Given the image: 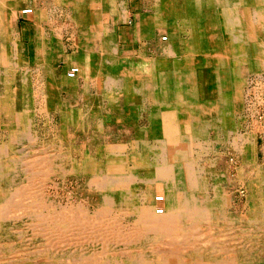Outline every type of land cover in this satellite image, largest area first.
Listing matches in <instances>:
<instances>
[{"label": "bare ground", "instance_id": "obj_1", "mask_svg": "<svg viewBox=\"0 0 264 264\" xmlns=\"http://www.w3.org/2000/svg\"><path fill=\"white\" fill-rule=\"evenodd\" d=\"M46 1L39 10L35 0H0V129L16 137L0 142V256L264 264V0H144L151 13L136 17L138 65L120 57L116 40L128 0ZM50 4L70 11L72 24L57 27ZM24 10L38 19L32 69L18 65V35L6 20ZM61 54L79 67L75 79L54 67ZM79 57L90 60L83 81ZM51 116L49 140L38 141L34 122ZM114 122L122 131L110 139ZM206 143L218 165L229 161L212 184L195 172ZM21 145L35 154L16 160L27 152ZM67 175L86 180L96 200L55 207L44 185ZM235 188L246 219L229 208ZM215 232L228 234H207Z\"/></svg>", "mask_w": 264, "mask_h": 264}, {"label": "rangeland", "instance_id": "obj_2", "mask_svg": "<svg viewBox=\"0 0 264 264\" xmlns=\"http://www.w3.org/2000/svg\"><path fill=\"white\" fill-rule=\"evenodd\" d=\"M100 1L101 0H97V5L101 4ZM154 1H156V0H153V2ZM127 2H129L128 3V10H129L128 11V15H129L130 10H131V5L137 6L138 10L144 9L143 8L144 0H128ZM25 11H27V10L20 11L18 13L19 16L20 15L22 16V17L20 16V18H19V20L21 22L26 20L27 15L23 14ZM32 15H33V12L28 14L29 17L32 16ZM91 17L93 18V21H92L93 24L95 26H98L96 24L98 22V20H96V16L92 15ZM105 18H106V16H104V15L101 16V20L102 21H104ZM26 22H27V25H28L27 27L31 28L30 26H32L33 23L30 22V21H26ZM126 23H127V25H125V26L132 28V24L134 22L130 21V19H129ZM58 24L59 23H57V27H61L60 25L58 26ZM66 24H67V26H70L71 23L67 22ZM123 27H124V25H120L118 27V29H116V31H118V33L116 32V40L118 42V45H120V43L122 42L121 41L122 39L120 40V38L121 37H125L124 34L126 33V31L123 30ZM32 35H33L32 30H30L28 32H24V34L19 33V31H18V46L21 49L19 54H18V63H19L18 65L20 66L23 62H25V63H27L29 65L30 69H32L34 67L35 59H36L35 50H34V47H32V42L30 40ZM148 49L149 48L146 47L147 51H148ZM120 50H123V49L120 47ZM149 51H150V49H149ZM122 53H123V51L120 52V57L121 58L124 57V55H122ZM66 57H67L66 54L58 55V57L54 61V67H56L58 70H60L63 73L64 77L67 78V76H66L67 75V69L72 67V66H74V65H76V64L69 63L68 66L63 65L66 62V60H68ZM84 60L86 61V64H87V71H86V69L82 68V72H81L82 75L80 77L81 81H83L86 77H88L90 75L88 73L89 67H90V62H89L90 60H86L85 58L82 59L81 57H79L80 63H81V61L83 62ZM85 61H84V63H85ZM78 66H80V65H78ZM80 68H81V66H80ZM124 69H125V66H124V68H122V66L120 67L121 72H123ZM262 75H263V73H262ZM252 79H254V78H252ZM252 101L254 102V104H251V105L256 108L258 106V97H253ZM52 116L50 118L53 120ZM52 123L53 124L55 123L54 120L53 121H51V120L47 121L46 119L41 120L39 118H38L37 121L34 122V126H36L37 130H38V135L36 136V139L38 141L45 140L46 138H47L46 141L49 140V137L46 136L44 134L45 132H43V131H45L47 129L46 128L47 124L49 126ZM140 124H145V123H144V121H141ZM41 127H43V128H41ZM117 130L122 131V128L118 127L117 122H114V127H110L109 128V131H111V132L108 131L111 134V135H108L110 139H112V137L115 136V132ZM9 132H10L9 130L0 129V142H2V140H13V139L16 138L14 135H9ZM39 136L40 137L42 136V137L40 138ZM212 145H208V143L203 144V145L201 144L196 149V153L197 154L195 153L196 158L198 160V162L196 164L195 172L197 173V175H199L201 172H203L202 177L204 179L208 180L209 184H212V182H214L218 178H221V179L223 178L222 174L225 173V171H226V167H224V166L225 165L228 166V163H229L228 159L226 158V160L224 161L225 164L220 162V164L218 165V162H216V160L214 158V150L212 149ZM37 146H39V145H37ZM23 149L27 150V152L25 151L26 153L17 154L14 157V158H17L16 160H18L20 158V156L23 155V154L26 155V156H29V157H32L35 154V152H33L30 149V147L21 145L20 148H19V151L20 150L22 151ZM213 165H214V167H213ZM238 167H237V169H238ZM208 168L210 169L211 172L207 171ZM204 172L207 174V176L204 175ZM237 175H238V170H233V174L232 175L231 174L228 175V177H230L229 179L232 181V179H231L232 176H237ZM50 180H51V182H50ZM50 180H47V182H46L47 184L44 185L45 188H46V189H44V192L49 198H51V200L53 198L54 201L52 200V202L53 203L55 202L54 203L55 207H58L59 205H61V206L62 205H68V204H71V203L72 204H77V205L79 203H81V204L83 203V204L87 205L91 201L93 203L96 200L95 197H92L93 195H90L89 191H87L85 188H83V186L85 185V182H86V180H84V179H79L77 177H74L73 175H67V176H65L63 178L62 177H57V178H51ZM228 197H229V203L228 204L230 205L229 208L232 211H234L240 218L246 219L247 217H250V216H248L250 208L249 207L246 208V206L248 205L247 200L244 197L242 198V195L240 194V192H238L237 188H235L234 191H232V192L230 191L229 194H228ZM28 204H31V203H28ZM157 208H159L158 210H163V209H161V206H157ZM26 209H27V207H26ZM20 213H21V215L23 214L22 213V209L18 210V216L22 217L21 215H19ZM207 234L208 235L214 234L215 236H218V235L222 236V235L228 234V232H226V233H223V232L222 233L221 232L216 233L215 232V233H207ZM262 236H264V232L262 233ZM188 237L192 238L193 234L189 233ZM191 238H187L188 240L186 242L190 243L189 239H191ZM219 243L225 244L226 243V239H223V238L220 239ZM13 255L14 254H12L10 252L8 254L6 253V255L0 256V264H34V263H31V262L25 261L21 254L17 253V255H15V256H13Z\"/></svg>", "mask_w": 264, "mask_h": 264}, {"label": "crops", "instance_id": "obj_3", "mask_svg": "<svg viewBox=\"0 0 264 264\" xmlns=\"http://www.w3.org/2000/svg\"><path fill=\"white\" fill-rule=\"evenodd\" d=\"M9 1L10 2H16L18 0H9ZM35 4L39 10H41L43 7L48 5L46 0H35ZM49 7H50L51 12H50V10L47 12L45 11V12L49 14L50 18H51V16H53V21L54 22L56 21V23H59L58 26L59 25L60 26H64V25L67 26V24H64V23L70 22L67 20V17L70 16V11H66V12H62L63 10L57 11L56 7L53 4H50ZM148 13H151L150 10H146V9L138 10L137 6L131 5V10L129 13V19H130V21L134 22L132 24V28L125 26V25H127L126 22L125 23L124 22H118L116 25H114V27H117V29L120 25H124L123 30L126 31V33L124 34L125 37L120 38V40L122 39L121 40L122 42L120 43L121 46L119 45V51H123L122 55H124V57H128V59H132L135 62V64H137V65L140 63V61H137V57L139 56L140 48L142 47L143 41L137 39V37H136V17L141 16V15H145ZM20 16L18 14V11L16 12L15 18H13V14L9 13L8 15L6 14V18H7L6 20H9L10 28L11 27L15 28L17 35H18V31H19V33L24 34V32H28V31L32 30L33 35L31 36L30 40L32 42V47H34V50H35V47H36L35 41H36V36H37L38 19L36 18V15L33 13V15L30 17L27 15L26 20L21 22L19 20ZM26 21H30L33 23L32 26H30L31 28L27 27L28 25H27ZM117 33H118V31H117ZM16 40L18 41V39H16ZM120 47L123 50H120ZM148 51H149V49H148ZM69 63H70V61L66 60V62L63 65L68 66ZM80 66L83 69H86V71H87L85 64L80 63ZM69 69H71V67L67 69V72L69 71Z\"/></svg>", "mask_w": 264, "mask_h": 264}, {"label": "built area", "instance_id": "obj_4", "mask_svg": "<svg viewBox=\"0 0 264 264\" xmlns=\"http://www.w3.org/2000/svg\"><path fill=\"white\" fill-rule=\"evenodd\" d=\"M29 13H32V11H25L23 14L28 15ZM79 73H80L79 67H72L67 72V76L70 79H75L78 76ZM160 200H162V198ZM158 213L162 214V210H158Z\"/></svg>", "mask_w": 264, "mask_h": 264}]
</instances>
